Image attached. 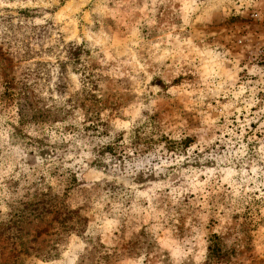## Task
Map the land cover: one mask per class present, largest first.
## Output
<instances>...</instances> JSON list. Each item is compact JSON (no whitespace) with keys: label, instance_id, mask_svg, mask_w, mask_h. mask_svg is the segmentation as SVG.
<instances>
[{"label":"rangeland","instance_id":"1","mask_svg":"<svg viewBox=\"0 0 264 264\" xmlns=\"http://www.w3.org/2000/svg\"><path fill=\"white\" fill-rule=\"evenodd\" d=\"M212 235L264 264V0H0V264H204Z\"/></svg>","mask_w":264,"mask_h":264},{"label":"trees","instance_id":"2","mask_svg":"<svg viewBox=\"0 0 264 264\" xmlns=\"http://www.w3.org/2000/svg\"><path fill=\"white\" fill-rule=\"evenodd\" d=\"M20 98H18V100H20L22 97L23 92L21 94H19ZM100 123L96 120H92V122L90 123V127L92 128H96ZM113 142H108L106 145H103L101 148H100V151H103L104 149L106 150H113ZM216 238L217 236L216 235H212L211 236V239H210V242H209V245L207 246V250H208V258L207 260L205 261L204 264H210V263H213V262H218L222 259H225L228 257L229 255V252L226 251V250H223L218 241H216Z\"/></svg>","mask_w":264,"mask_h":264}]
</instances>
